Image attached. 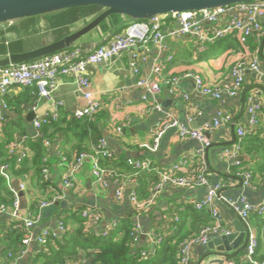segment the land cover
<instances>
[{
  "label": "crops",
  "instance_id": "1",
  "mask_svg": "<svg viewBox=\"0 0 264 264\" xmlns=\"http://www.w3.org/2000/svg\"><path fill=\"white\" fill-rule=\"evenodd\" d=\"M101 13L102 9L92 6L0 24V58L58 41L81 30ZM225 19L227 17H222L216 24L206 22L203 32L211 35L213 29L221 27ZM130 23L131 20L124 16H113L98 29L81 38L76 45L84 48L97 46L112 34L122 33ZM161 24L162 30L168 34L179 27L177 20L171 15L163 17ZM138 52L147 59H134L130 52H126L102 66L89 69L94 99L101 105L100 111L91 119L92 123L102 129L107 146L114 152V156L124 162L128 159L150 160L157 174H163L175 164L201 152L200 158L208 167V181L211 185H222V199L216 206L224 224L234 233L238 217L229 207L228 201H239L242 196L254 205L264 201V145L259 147L256 142L262 141L264 144V75L248 71L239 95L234 98L226 97L223 103L196 94L189 81H183L172 89L163 87L154 97L137 84L148 79L160 82V76L155 74V69L161 66V76L164 78L195 72L213 85H229L232 81V67L238 62L249 63L257 54L264 67V32L256 33L245 46L240 44L236 34L205 45L192 36H168L163 45L150 43L140 47ZM40 92L39 86L12 88L6 97L8 108L3 112L5 121L0 122V127L3 124L16 128L20 126V129L25 130L24 134L32 137L35 133V120L52 115L56 112V106H59L60 119L71 120L74 111L88 105L73 76L61 77L49 96ZM250 97L261 107L259 124L254 128L248 125L247 102ZM157 105L161 110L155 108ZM220 111L227 112L231 120L213 126L207 132L211 141L209 148H204L201 142L193 138L181 140L179 131L175 128L163 134L159 149L155 153L145 147L153 143L159 126L169 119H176L187 129L203 130L220 120ZM31 113H35L36 117L29 121L28 116ZM240 127L248 132L243 140L237 133ZM244 143L253 144L252 148L258 147L259 151L254 150L252 154L244 148L237 151V147ZM74 144H67L68 155L73 151ZM47 150L45 159L49 164L50 184L41 185L32 174L26 176L22 182L19 181L26 186L25 199L28 204L27 210L21 211V214H30L37 223L33 229V241L15 260H10L8 256L0 257V264H31L32 258L42 246L37 238L45 231L59 234L60 221L71 230L76 228L78 219L75 213L80 210H98L100 213L99 225H89L93 233L103 232L121 218L132 217L134 222L140 223L142 229L138 245H152L154 248L157 245L153 244L154 239L161 242L171 232L174 221H180L181 214L191 207L194 208L207 194L204 186L182 188L167 184L157 192L152 203L138 209L129 197L138 186L136 178L127 175L123 179L124 195L118 200L115 197L118 185L112 180H109L107 187L98 184L92 173V161L87 159L76 174V187L66 188L63 176L69 164L64 161L66 158L61 154L58 144L50 145ZM238 160L243 162L240 167L235 165ZM248 170L254 174V188L247 190L244 189L243 178L238 173ZM16 196L18 197L17 194ZM43 204L46 206H42ZM12 221L14 219L10 216L0 214V229L10 227ZM249 225L253 228L250 222ZM253 230L256 232L254 228ZM216 238L218 237H213L211 241ZM210 242L207 246L194 247L190 264H245L243 253L246 247L226 256L219 252V247L212 250L209 247ZM84 250L80 249L81 254L74 264L89 263L85 259ZM28 253L31 255L27 257ZM257 256L264 258V249Z\"/></svg>",
  "mask_w": 264,
  "mask_h": 264
},
{
  "label": "built area",
  "instance_id": "2",
  "mask_svg": "<svg viewBox=\"0 0 264 264\" xmlns=\"http://www.w3.org/2000/svg\"><path fill=\"white\" fill-rule=\"evenodd\" d=\"M173 16L179 27L177 30H172L169 34L162 30V18L166 16ZM222 17H227L221 27H215L211 35L203 32V26L206 22L216 24ZM258 32H264V0L253 1L248 3H241L229 7H220L216 9H208L202 11H190L176 14H169L159 16L146 21H134L131 22L122 33H114L97 46L84 48L78 45L72 48L63 50L48 57L35 60L29 63L9 66L6 68H0V97H1V109H0V122L5 121L4 111L7 110L8 105L6 97L14 87H34L39 86L41 94L49 96L52 91L57 87V84L61 77L73 76L76 78L77 84L86 98L88 105L84 109L76 110L72 114V119L82 121L86 119H93L101 109V105L94 99L93 83L89 74L91 67L102 66L108 63L111 59L120 56L126 52H130L132 58H142L146 60V56H142L138 50L140 47L147 46L150 43L163 45L166 42L168 36H192L198 39L203 45L207 43H213L226 38L229 35L236 34L238 36L241 45L248 44L249 39ZM171 59V58H170ZM251 71L258 75H264V67L261 64L259 56L256 54L252 57L249 63L245 61L238 62L232 67L231 78L232 81L229 85H213L206 81L200 74L195 72H186L179 76H173L171 78H164L161 76L162 67L158 66L155 69V74L160 76V82L153 80H146L138 82V86L145 88L151 96L159 94L163 87L175 88L183 81H189L194 86L196 94L209 97L217 100L221 103L224 102L226 97L234 98L239 95L246 80L247 72ZM161 110V107L157 105L155 107ZM59 106H56V112L52 115H48L43 118H38L34 122V136H28L23 134L17 138V140L11 145V154L16 155L17 163L22 164L27 157L32 155V151L27 147V142L30 139H36L41 136L43 126L60 120L58 113ZM261 107L257 101L250 97L247 102V116L248 125L250 128L257 127L260 120ZM220 120L215 122V125H209L203 130L187 129L182 126L176 119H169L163 122L159 126L158 133L154 136V141L151 145H145V147L151 152L155 153L159 149L160 141L163 134L172 128L179 131V137L181 140L187 138H193L202 143L204 148L211 146V141L207 136V132L211 131L213 126H219L220 123H228L231 120V116L225 111H220ZM238 136L243 140L248 132L245 128L240 127L237 131ZM51 144L45 143L46 147ZM241 146L237 147V151H241ZM93 153H82L79 155L69 166L63 176V184L66 188L76 187V174L82 168L84 162L87 159L92 161V173L96 179V182L103 187L108 186L109 180L114 181L118 185L115 197L121 200L124 195L125 183L120 174L109 171L101 166L102 158H113L114 152L107 146L105 139L100 140L99 144L93 147ZM202 153L190 156V158L184 160L181 163L175 164L169 171L161 174L162 180L155 189L150 199L145 203H139L136 192L133 190L130 193V200L136 205L138 209H142L147 204L154 201L157 192L162 190L167 184L182 188H188L193 186H204L207 188L206 196L198 201L194 208L198 211L209 210L214 223L211 226L203 227L198 236L185 240L180 245V264H190L192 259V252L195 246H207L213 237H219L229 235L232 233L224 224V220L220 215L216 203L222 199L220 196L221 184L211 185L206 177L208 170L206 162L201 159ZM200 159L202 168L197 179L192 180L187 177H178L175 174L184 172L189 163L194 159ZM45 161H47L45 159ZM66 161V159H64ZM133 170L137 172H146L153 169L150 160H126ZM240 167L242 164L238 160L235 164ZM8 166H0V172L7 180L10 179ZM45 180L49 179L48 169L43 170ZM238 175L243 178L244 189L254 188V174L251 171H240ZM21 189L25 192L26 186L22 183ZM229 207L235 213L239 220H241L248 230V243L246 246V254L243 256L245 264H264V261H258L256 259L257 249V235L253 228L249 225V218L251 214L257 213L258 215H264V201L259 205H254L248 201L245 196H242L239 201H228ZM42 206H46L43 204ZM0 214L10 216L16 220L17 226H23L27 233L24 238L23 244L28 246L33 241V229L37 224L35 220L31 218L30 214L22 215L20 210V199L16 196L13 206L7 208L4 205H0ZM82 217L89 220L90 224L94 227L98 226L101 221V215L98 210H83ZM117 222L111 224L103 232H100L102 236H106L107 232L114 228ZM67 228L65 224L59 222V234H55L50 231H45L37 241L40 245H44L48 240H55L58 236L65 234ZM134 243L138 244L142 235L141 225L138 222L134 223L133 231ZM159 243V239H154L153 244ZM145 256H148L144 253Z\"/></svg>",
  "mask_w": 264,
  "mask_h": 264
},
{
  "label": "trees",
  "instance_id": "3",
  "mask_svg": "<svg viewBox=\"0 0 264 264\" xmlns=\"http://www.w3.org/2000/svg\"><path fill=\"white\" fill-rule=\"evenodd\" d=\"M131 22L134 21L131 20ZM4 125L0 127V166H8L10 179L7 180L0 172V205L7 208L13 206L16 198L11 186L12 180L22 182L26 176L32 174L38 178L41 185L50 184L48 180H45L43 174V170L49 168L48 162L45 161L48 152L45 146L46 142L51 145L58 144L61 154L70 166L82 153L92 154L93 147L104 139L102 129L95 127L91 120L77 121L62 118L57 122L43 126L41 136L27 142V147L32 151V155L27 157L22 164H18L16 155L11 154L10 145L17 140L18 135H23L25 130L20 129V126L16 128L12 125ZM247 141L249 142V138ZM256 142L259 147L264 145L262 141L256 140ZM69 143H75L70 155L66 151V146ZM252 146L253 144L244 143L241 148H244L249 154H252L254 150L259 151L258 147L252 148ZM101 166L120 174L122 179H125L127 175L136 178L138 186L134 191L139 203L147 202L162 180L161 174H157L153 169L137 172L116 156L111 159L102 158ZM201 168V160L197 158L190 162L184 172L175 175L195 180L199 176ZM78 213H75L78 226L71 230L64 223L67 232L42 245L39 252L32 258L31 264H74L79 259L81 248L85 249V259L89 261L88 264H180L181 243L197 237L203 227L211 226L214 223L209 210L198 211L191 207L181 214L180 221H174L169 235L162 238V241L152 248V245L139 246L134 243L132 234L135 222L132 217L117 220L114 228L109 230L104 237L101 233L92 232L89 226L90 221L82 217V210ZM249 222L258 235L256 259L264 261V258L257 256V253L264 249V215L251 214ZM17 223L14 220L10 227L5 226L0 229V257L8 256L10 260H15L26 251L23 241L27 233L23 226L16 227ZM144 253L148 256H145ZM245 254L246 250L243 255Z\"/></svg>",
  "mask_w": 264,
  "mask_h": 264
},
{
  "label": "water",
  "instance_id": "4",
  "mask_svg": "<svg viewBox=\"0 0 264 264\" xmlns=\"http://www.w3.org/2000/svg\"><path fill=\"white\" fill-rule=\"evenodd\" d=\"M253 1L262 0H0V24L75 8L94 6L102 9L98 17L71 35L37 49L12 53L0 58V68L29 63L72 48L81 38L98 29L113 16H124L133 21H146L163 15L229 7ZM35 117L36 114L31 113L28 120L32 121ZM12 187L20 199V210H27L28 204L21 183L15 180L12 182ZM235 226L234 233L219 236L210 242L209 247L212 250L219 247L218 250L223 255H229L234 251L240 252L247 246L248 230L239 219L235 221ZM30 255L31 253H28L27 257Z\"/></svg>",
  "mask_w": 264,
  "mask_h": 264
}]
</instances>
